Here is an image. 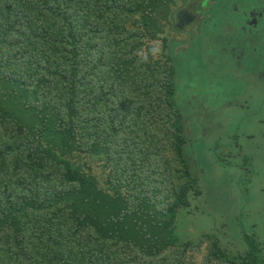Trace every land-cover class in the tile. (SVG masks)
I'll return each instance as SVG.
<instances>
[{"label":"trees","instance_id":"16d2710c","mask_svg":"<svg viewBox=\"0 0 264 264\" xmlns=\"http://www.w3.org/2000/svg\"><path fill=\"white\" fill-rule=\"evenodd\" d=\"M174 2L0 0V264H184L201 247V264H264L256 235L176 234L201 191L183 111L199 84L162 31ZM151 42L160 58L140 62ZM80 156L104 160L108 189Z\"/></svg>","mask_w":264,"mask_h":264},{"label":"rangeland","instance_id":"374dc122","mask_svg":"<svg viewBox=\"0 0 264 264\" xmlns=\"http://www.w3.org/2000/svg\"><path fill=\"white\" fill-rule=\"evenodd\" d=\"M189 4L194 22L185 19L189 27L176 31L179 12ZM172 9L162 31L172 50L178 44L177 79L197 82L194 100L200 99H185L183 111L189 118L186 158L201 195L180 212L176 234L186 242L217 232L236 250L245 232L264 246V0H175ZM150 45L160 58L159 42ZM161 158L173 165L170 153ZM100 160L80 156L75 163L108 189L109 170ZM203 248L190 251L184 264H201Z\"/></svg>","mask_w":264,"mask_h":264},{"label":"clouds","instance_id":"9594fccd","mask_svg":"<svg viewBox=\"0 0 264 264\" xmlns=\"http://www.w3.org/2000/svg\"><path fill=\"white\" fill-rule=\"evenodd\" d=\"M157 51L158 49L156 47H152L148 53H145L143 51L138 52V59L140 62H144L147 60L148 55H154Z\"/></svg>","mask_w":264,"mask_h":264},{"label":"flooded vegetation","instance_id":"af4514ba","mask_svg":"<svg viewBox=\"0 0 264 264\" xmlns=\"http://www.w3.org/2000/svg\"><path fill=\"white\" fill-rule=\"evenodd\" d=\"M252 17H253V15H252ZM254 17H256V16H254ZM190 20H191V21L193 20L192 17H191ZM249 21H250V20H249ZM252 22L255 23V25H257V24H256V20H253Z\"/></svg>","mask_w":264,"mask_h":264}]
</instances>
